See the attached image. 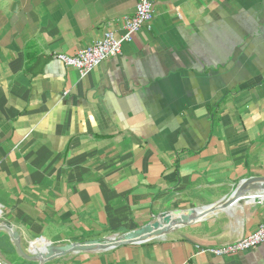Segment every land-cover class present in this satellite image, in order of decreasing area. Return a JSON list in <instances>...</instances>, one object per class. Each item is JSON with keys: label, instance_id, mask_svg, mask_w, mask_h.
<instances>
[{"label": "crops", "instance_id": "0c3cea01", "mask_svg": "<svg viewBox=\"0 0 264 264\" xmlns=\"http://www.w3.org/2000/svg\"><path fill=\"white\" fill-rule=\"evenodd\" d=\"M152 1L150 28L81 78L54 56L123 35L138 0H0V219L26 241L129 233L264 177V0ZM262 223L251 191L164 238L46 264H264V244L201 253ZM0 251L37 264L3 231Z\"/></svg>", "mask_w": 264, "mask_h": 264}, {"label": "water", "instance_id": "95a60500", "mask_svg": "<svg viewBox=\"0 0 264 264\" xmlns=\"http://www.w3.org/2000/svg\"><path fill=\"white\" fill-rule=\"evenodd\" d=\"M263 186L264 177H252L245 179L235 186V189L230 195L214 205L203 207L201 209L165 212L157 217H154L155 220L153 219L151 223L144 227L129 233L118 234L104 239L85 242H69L64 244H53L45 240L26 241L22 232L16 226L4 219H0V231L9 235L19 258L31 263L46 264L52 260L64 258L70 255L103 252L118 247L143 244L155 239L164 238L176 232L181 227L189 226L196 222L211 218L218 213L229 211L231 208L240 203L241 198L244 195L251 191L263 189ZM182 211H188L190 216L187 219L171 220L170 223L159 227L154 226V223L160 217H166ZM0 260L2 264H11L1 251Z\"/></svg>", "mask_w": 264, "mask_h": 264}, {"label": "built area", "instance_id": "2783aa9c", "mask_svg": "<svg viewBox=\"0 0 264 264\" xmlns=\"http://www.w3.org/2000/svg\"><path fill=\"white\" fill-rule=\"evenodd\" d=\"M154 8L152 0H138L135 14L124 19L123 35L117 37L113 32H106L102 39L81 49L76 55H55L54 58L65 67L76 70L81 78H85L107 60L120 56L124 45L131 43L133 37L142 29L150 28L154 19ZM263 244L264 223L255 232L233 243L202 249L201 253H209L215 257L230 256L244 253ZM0 264H2L1 261Z\"/></svg>", "mask_w": 264, "mask_h": 264}, {"label": "bare ground", "instance_id": "6f19581e", "mask_svg": "<svg viewBox=\"0 0 264 264\" xmlns=\"http://www.w3.org/2000/svg\"><path fill=\"white\" fill-rule=\"evenodd\" d=\"M264 187V186H263ZM257 191H259L261 194H264V188L263 189H258ZM237 211V210H236ZM232 215V214H231ZM189 212L188 211H182V212H178V213H174L172 215L166 216V217H160L155 223L154 226L155 227H159L161 225L164 224H168L170 223L171 220H181V219H187L189 217ZM234 218V217H233ZM242 220V219H241ZM240 220V221H241ZM231 225V224H228ZM228 227V226H227ZM232 227V226H231ZM243 234V233H242ZM238 237V236H237Z\"/></svg>", "mask_w": 264, "mask_h": 264}, {"label": "rangeland", "instance_id": "374dc122", "mask_svg": "<svg viewBox=\"0 0 264 264\" xmlns=\"http://www.w3.org/2000/svg\"><path fill=\"white\" fill-rule=\"evenodd\" d=\"M155 220V219H154Z\"/></svg>", "mask_w": 264, "mask_h": 264}]
</instances>
